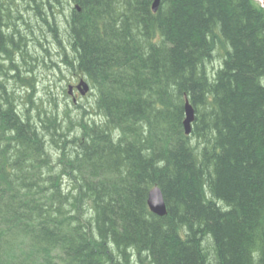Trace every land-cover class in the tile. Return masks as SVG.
<instances>
[{
    "label": "trees",
    "instance_id": "16d2710c",
    "mask_svg": "<svg viewBox=\"0 0 264 264\" xmlns=\"http://www.w3.org/2000/svg\"><path fill=\"white\" fill-rule=\"evenodd\" d=\"M153 1L72 0L66 37L61 0H0V264H264V7ZM28 9L100 122L45 108L33 76L19 109L1 78L28 64Z\"/></svg>",
    "mask_w": 264,
    "mask_h": 264
},
{
    "label": "rangeland",
    "instance_id": "374dc122",
    "mask_svg": "<svg viewBox=\"0 0 264 264\" xmlns=\"http://www.w3.org/2000/svg\"><path fill=\"white\" fill-rule=\"evenodd\" d=\"M61 1L63 2L62 10L61 13L56 14V20L61 35L64 36L66 32L67 37L68 21L70 19L71 8L74 7V4L72 0ZM57 6L60 8L59 5ZM29 10L30 9L26 11ZM26 11L24 12L31 14L25 15L27 22H19V34H22V30L26 28V32L24 33L27 35L29 56H27L26 60L28 64H24L21 59L17 58L18 61L15 60V63L18 64L17 66L20 71H6L7 75L1 78L10 94L15 95L19 109L24 110L22 102H24L25 96L29 92V89L20 82V78L22 76H33L36 78L37 92L35 94V99L37 98L39 103L42 100L45 108H50L52 111L54 110L53 103L49 102V100L53 98L57 103L56 110L58 111L59 109L62 116H64V112H69V121L71 120L75 124L80 121L100 122V116L93 113L96 100L95 90L91 89L85 96H80L78 102L75 104L73 103L71 97H68V85H77L80 77L71 73L61 62L62 59L59 56L61 53L60 47L55 43L53 35L49 32V27L43 23L41 17L36 15L33 9L29 12ZM24 12H22V14H24ZM21 36H23V34ZM48 52L50 55H48ZM49 56H52V58ZM53 64L60 66V72L57 67H51ZM29 70H33V72H27ZM84 111H87V114H84ZM74 127L77 130V127Z\"/></svg>",
    "mask_w": 264,
    "mask_h": 264
},
{
    "label": "water",
    "instance_id": "95a60500",
    "mask_svg": "<svg viewBox=\"0 0 264 264\" xmlns=\"http://www.w3.org/2000/svg\"><path fill=\"white\" fill-rule=\"evenodd\" d=\"M262 3L264 6V0H258ZM160 5V0H154L152 5L153 12H157ZM78 90L81 93V95H85L89 91V85L86 81L82 80L78 85ZM69 93H73V87H69ZM185 112H186V118L184 121L185 126V132L187 135L191 134L192 131V123L195 119V112L192 106L189 104V102H186L185 105ZM148 207L150 211L153 214H156L157 216L163 217L167 214V206L162 194V191L159 187L153 188L148 195Z\"/></svg>",
    "mask_w": 264,
    "mask_h": 264
},
{
    "label": "flooded vegetation",
    "instance_id": "af4514ba",
    "mask_svg": "<svg viewBox=\"0 0 264 264\" xmlns=\"http://www.w3.org/2000/svg\"><path fill=\"white\" fill-rule=\"evenodd\" d=\"M71 97H72V100L75 101V100H77V97H78V96H77V94L75 93V94H74L73 96H71Z\"/></svg>",
    "mask_w": 264,
    "mask_h": 264
}]
</instances>
